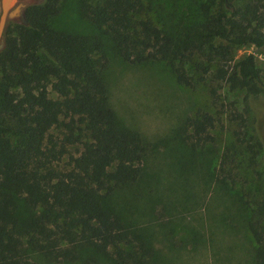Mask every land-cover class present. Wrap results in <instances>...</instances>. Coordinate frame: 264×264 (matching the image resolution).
Segmentation results:
<instances>
[{"label": "trees", "instance_id": "obj_1", "mask_svg": "<svg viewBox=\"0 0 264 264\" xmlns=\"http://www.w3.org/2000/svg\"><path fill=\"white\" fill-rule=\"evenodd\" d=\"M79 1L97 34L55 29L50 19L63 0L29 3L4 31L0 113L12 122L0 120V264H41L22 252L24 236L49 261L104 264L101 257L109 256L120 264H158L150 242L108 204L115 191L139 182L148 155L141 132L122 128L111 104L108 45L134 64L167 62L183 84L193 83L187 63L202 78L215 66V77L245 90L248 101L264 94L256 55L234 57L242 45L264 52V0H209L202 18L183 32L160 26L150 15L152 2ZM192 125L201 140L213 116L205 113ZM71 145L82 148L74 154ZM67 154L68 164L56 165ZM259 191L263 198L248 223L257 244L254 264H264ZM21 197L34 210L24 224Z\"/></svg>", "mask_w": 264, "mask_h": 264}, {"label": "rangeland", "instance_id": "obj_2", "mask_svg": "<svg viewBox=\"0 0 264 264\" xmlns=\"http://www.w3.org/2000/svg\"><path fill=\"white\" fill-rule=\"evenodd\" d=\"M39 1L13 0L11 6ZM144 1L154 4L150 15L160 26H174L179 32L199 21L209 3ZM50 23L57 30L99 32L83 16L79 0H63L61 12ZM106 52L105 76L119 124L141 132L148 145L139 182L115 191L110 207L150 242L158 264H254L257 244L248 223L250 210L263 198L259 190H264V146L257 141H264V94L248 101L245 90L215 77V66L202 78L203 71L187 63L193 76L187 85L177 81L165 61L134 64L110 45ZM249 53L256 55L264 79V52L253 45L234 49L235 59ZM205 113L213 116V125L198 140L192 123ZM0 114L2 122H12L9 113ZM81 148L71 145L69 152L78 154ZM68 162L69 154L56 165ZM19 203L18 217L24 224L34 210L25 197ZM22 252L41 264H72L45 259L28 247L25 236ZM101 259L120 264L109 256Z\"/></svg>", "mask_w": 264, "mask_h": 264}, {"label": "water", "instance_id": "obj_3", "mask_svg": "<svg viewBox=\"0 0 264 264\" xmlns=\"http://www.w3.org/2000/svg\"><path fill=\"white\" fill-rule=\"evenodd\" d=\"M13 0H1L0 6V43L9 20H19L23 15L28 2H19L14 7L11 6Z\"/></svg>", "mask_w": 264, "mask_h": 264}]
</instances>
